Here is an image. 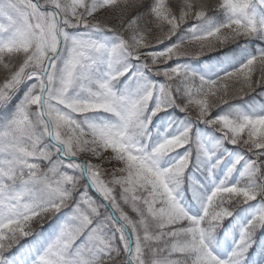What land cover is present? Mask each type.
<instances>
[{"label": "snow or ice", "instance_id": "6c2138e0", "mask_svg": "<svg viewBox=\"0 0 264 264\" xmlns=\"http://www.w3.org/2000/svg\"><path fill=\"white\" fill-rule=\"evenodd\" d=\"M258 89L264 0H0V264H264Z\"/></svg>", "mask_w": 264, "mask_h": 264}, {"label": "trees", "instance_id": "16d2710c", "mask_svg": "<svg viewBox=\"0 0 264 264\" xmlns=\"http://www.w3.org/2000/svg\"><path fill=\"white\" fill-rule=\"evenodd\" d=\"M159 47V46H158ZM216 55V54H212ZM190 66L196 70V71H202L203 74L206 75H214L218 71L223 70L227 65H221L218 64L216 60L211 59L210 56H204L201 57L199 60H193L190 61ZM161 79V78H157ZM252 96H255L256 99L253 101L252 97L246 96L243 100H236L230 102V105H224V109L227 111H233L234 106H241V107H250L252 111H256L261 109V100L264 99V92H262L260 89L257 90V92L253 93ZM159 127V126H157ZM198 174H193V177L195 178ZM237 178L238 174H237ZM201 181V179H200ZM185 185V184H184ZM184 190V187H180V190ZM203 192V191H202ZM187 199H189V195L187 193ZM225 223H228L226 221ZM241 221H239V218H237V222L232 225V227L235 229V232H233L231 229L228 232H224L223 230L220 231L219 234L216 235L215 240L212 241V248L216 254L220 255L221 257L226 255L227 252L231 251V246L234 244L235 240L239 238V226ZM258 243L253 245V249L250 252V258L253 262H258L261 259L262 256V249H264V240H260L258 236ZM216 241H220V247L223 249V251H219L216 248Z\"/></svg>", "mask_w": 264, "mask_h": 264}, {"label": "rangeland", "instance_id": "374dc122", "mask_svg": "<svg viewBox=\"0 0 264 264\" xmlns=\"http://www.w3.org/2000/svg\"><path fill=\"white\" fill-rule=\"evenodd\" d=\"M249 106H250L249 108L248 107L244 108V107H241L239 105L238 106L236 105V106H234L233 111L239 109V110L244 111V112H253L251 109V104ZM228 147L230 148L231 146H228ZM193 179L196 180V183L198 185L202 184V181H200V177L198 175L195 178L193 177ZM183 187H184V189H186V188L189 189L187 193L189 195V199L191 200V205L188 204V199L185 198V191L184 190L179 191L180 190L179 189L178 190V198L180 199L181 203L184 204L185 206H187L190 210L198 211L199 210V204H198L197 200L192 199L191 189L189 188V186L187 184H185V185L183 184ZM203 194H204V192L201 191V195H203ZM211 247H212V245H211Z\"/></svg>", "mask_w": 264, "mask_h": 264}]
</instances>
